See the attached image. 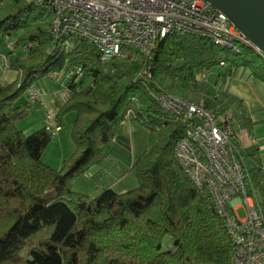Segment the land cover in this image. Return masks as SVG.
Listing matches in <instances>:
<instances>
[{"label": "trees", "instance_id": "1", "mask_svg": "<svg viewBox=\"0 0 264 264\" xmlns=\"http://www.w3.org/2000/svg\"><path fill=\"white\" fill-rule=\"evenodd\" d=\"M50 23V12L35 0H0V36L21 32L19 40L28 45L23 57L6 56L17 76L0 82V264H233L234 243L209 191L195 186L173 155L189 123L164 110L154 95L165 90L217 112L232 110L251 133V117L234 95L212 92L208 84L187 93L186 83L194 72L215 70L224 82L242 67L264 84V59L245 44L234 52L173 34L145 55L102 64L82 38L67 49L53 47ZM67 69H80V82L90 81L77 86L71 80L65 97L54 101L59 127L66 113H75L74 150L54 169L41 159L52 133L43 126L24 134L17 123L31 105L16 101L37 81ZM129 121L149 131L132 162L124 130ZM112 150L127 152L119 173L133 171L137 186L123 192L108 186L95 196L74 190L73 180ZM256 152L248 147L243 156L247 184L259 193L264 214V172ZM167 236L173 246L164 249Z\"/></svg>", "mask_w": 264, "mask_h": 264}, {"label": "built area", "instance_id": "2", "mask_svg": "<svg viewBox=\"0 0 264 264\" xmlns=\"http://www.w3.org/2000/svg\"><path fill=\"white\" fill-rule=\"evenodd\" d=\"M35 3L51 14L53 47L67 49L73 38H82L98 51L102 64L113 58L145 55L173 34L205 38L234 52L245 44L264 59V54L228 17L206 0H35ZM206 77V71L192 74L194 81ZM77 78L81 79L80 69L66 70L65 79L69 82ZM64 92L67 93V87ZM42 95L43 91L33 84L27 90V101L43 105ZM154 98L164 110L189 123L176 141L173 155L195 186L209 191L234 243L233 264H264V214L255 199V189L247 184L249 167L244 163L242 127L234 113L217 112L165 90ZM44 127L51 133L60 128L54 111L45 113ZM241 206L245 208L243 218L237 213Z\"/></svg>", "mask_w": 264, "mask_h": 264}, {"label": "rangeland", "instance_id": "3", "mask_svg": "<svg viewBox=\"0 0 264 264\" xmlns=\"http://www.w3.org/2000/svg\"><path fill=\"white\" fill-rule=\"evenodd\" d=\"M21 32H17L11 36H0V82L8 83L14 80L17 76L15 70L9 69L7 65L8 55L12 57H23L27 53V48L24 43L19 40ZM8 57V58H9ZM6 58V59H5ZM207 72V71H206ZM217 70L213 72H207V77L204 80L188 81L186 83L187 93L191 91H199L204 84H208V89L212 92H218L220 88L217 86L216 81ZM66 70L61 72H56L47 78H43L36 82L38 88L43 91L41 104H30L31 107L28 109V114L23 119L17 123V127L24 132V134H31L35 130L42 128L44 126L45 113L47 111H53L54 101L63 99L66 95V87L69 83L68 79H65ZM74 79L73 82L78 86L79 82L82 84L88 83L89 79ZM52 100L51 103L48 102ZM27 101V91L16 101V105H22ZM47 101V102H46ZM50 105V107H47ZM49 108L48 110H46ZM75 118L74 112H68L63 117V122L60 131L52 133V139L47 145L46 149L42 154V161L54 169H60L62 167L63 161L67 159L74 150V145L71 139V129L72 123ZM124 130L130 139L131 150L128 154L131 162L140 156L142 151L147 145L149 131L133 122L129 121L125 123ZM127 152L122 151L117 153L116 150H112L110 156L101 164L93 166L89 171L91 175L88 174L80 175L75 178L72 182V188L76 191L88 194L90 196H95L100 193L104 188L111 186L116 192H123L124 190H129L137 186V178L133 171H129L126 175L120 178L121 170L118 169L124 163L126 159ZM113 160V162H112ZM244 163L249 167L248 160L244 157ZM117 166V167H116ZM264 184V183H263ZM255 199H259V193L254 191ZM238 216L243 218L245 216L244 206L237 209ZM172 240L170 237H165L163 240V248L167 249L172 247Z\"/></svg>", "mask_w": 264, "mask_h": 264}, {"label": "crops", "instance_id": "4", "mask_svg": "<svg viewBox=\"0 0 264 264\" xmlns=\"http://www.w3.org/2000/svg\"><path fill=\"white\" fill-rule=\"evenodd\" d=\"M216 84L220 89L227 90L234 95L240 101L242 108L249 113L253 122L252 132L242 128V148L243 150L248 147L257 149L254 158L264 172V84L251 78L249 70L242 67L238 68L231 78L224 82L218 79ZM51 102L52 100L48 104ZM48 104L47 107L51 109V104L49 106ZM60 128L57 131H60ZM86 174L91 177L93 175L90 171ZM125 175H121L120 178Z\"/></svg>", "mask_w": 264, "mask_h": 264}, {"label": "water", "instance_id": "5", "mask_svg": "<svg viewBox=\"0 0 264 264\" xmlns=\"http://www.w3.org/2000/svg\"><path fill=\"white\" fill-rule=\"evenodd\" d=\"M264 54V0H206Z\"/></svg>", "mask_w": 264, "mask_h": 264}]
</instances>
